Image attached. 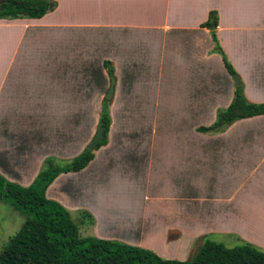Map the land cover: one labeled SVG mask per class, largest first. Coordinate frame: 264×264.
<instances>
[{
    "label": "crops",
    "instance_id": "0c3cea01",
    "mask_svg": "<svg viewBox=\"0 0 264 264\" xmlns=\"http://www.w3.org/2000/svg\"><path fill=\"white\" fill-rule=\"evenodd\" d=\"M46 1L40 19H0V175L26 187L46 158L77 156L111 68L107 143L45 197L88 214L95 238L151 252L215 231L264 247L238 225L253 212L264 221V115L197 131L235 88L211 31L245 101L264 103V0ZM112 216L132 235L105 229Z\"/></svg>",
    "mask_w": 264,
    "mask_h": 264
},
{
    "label": "trees",
    "instance_id": "16d2710c",
    "mask_svg": "<svg viewBox=\"0 0 264 264\" xmlns=\"http://www.w3.org/2000/svg\"><path fill=\"white\" fill-rule=\"evenodd\" d=\"M49 6L46 0H3L0 19H40L48 12ZM209 18L204 26L215 28V15L210 13ZM210 37L214 52L220 55L225 71L232 77L235 72L220 51L213 31ZM106 73L110 82L114 78L111 68ZM108 102L105 97L101 101L96 129L98 126L102 128V138L92 151L86 146L63 164L46 158L41 170L26 187L9 182L0 175V202L24 217L18 230L1 249L0 264H264V253L249 243L225 248L221 243L204 240L191 260L180 262L162 259L149 250L121 242L78 235L69 212L57 202L47 199L44 193L57 176L82 171L93 159V152L107 143L110 125ZM259 115H264V103H247L240 85L234 88L229 105L216 112L214 122L208 127L197 128V131L221 132L238 120ZM79 214L84 219H81L82 224L85 221L88 225L92 224L88 214Z\"/></svg>",
    "mask_w": 264,
    "mask_h": 264
},
{
    "label": "rangeland",
    "instance_id": "374dc122",
    "mask_svg": "<svg viewBox=\"0 0 264 264\" xmlns=\"http://www.w3.org/2000/svg\"><path fill=\"white\" fill-rule=\"evenodd\" d=\"M85 52L89 56H91L92 58L94 57L92 51H85ZM93 65L95 66V62H93ZM92 78H93V80H96L98 77L94 73L92 75ZM232 82H233V79H232ZM54 161L56 164L65 163V161H58V160H54ZM41 168H42V166H41ZM41 168H40V170H41ZM82 181H83V178L80 179V181L78 180L79 185H81V186H78V188L76 189V195L73 198L74 201H77V199L78 200L81 199L80 197L83 196L81 194H78L79 191L84 190V188L82 187L84 185V183L80 184ZM81 201H82V199L78 202H81ZM66 207H68V209L66 208L67 211L68 210L70 211V207L69 206H66ZM79 213H77V212L76 213H73V212L70 213L69 212V215H70L72 221L74 222V224L77 227L78 235L80 237H87V236L95 237V236H93V233H91L92 232L90 230L91 228H89V226L86 224V221L84 222V224L81 223L82 218L80 217ZM108 215H110V214H108ZM262 218H260L257 214L254 215V212H253L252 217L250 219H248L247 221H244V220L238 221V225H240L239 223L243 222L244 225L248 229L245 227V228H242L241 230L245 229L246 231H248L249 236H251V234L254 236V238L249 237L250 239L264 243V232H263L264 221H262L263 220ZM23 220H24V217L20 213L14 211L9 205L0 202V251L4 247V245L6 244L9 237L11 235H13L18 230V228L22 224ZM82 220L84 221V219H82ZM107 224L109 227H107V226L105 227V225H104V228L105 229L110 228L112 230V232L125 233L127 231L128 234H130V235H132V233H133L132 227L126 229V228H123L121 226H118V225H122V221L121 220L116 221L113 216H112V219L110 221H107ZM114 224H117V225H114ZM260 231H262V232H260ZM134 233L135 234L137 233L136 229L134 230ZM145 234L150 235V233H145ZM204 240H209V241L221 243L225 248H232L234 246L245 243V242L241 241L239 239V237H237V236L236 237L234 235L230 236V235H226L225 233H223L221 231H215L213 233H210L206 236L201 237L198 240L195 239L194 240L195 245H191L192 242L190 244H188L187 242L186 243L183 242V245L181 244V246L176 247L178 249H174L175 246H171L168 249L166 247L161 248V249H160V247H158L157 251H152V252L155 253L160 258L166 259V260H176V261H180V262L189 261L192 259V257L194 256V254L196 253L199 246L201 245V243ZM254 247L256 249H258L259 251L264 253V247H258V246H254ZM179 248H182V250Z\"/></svg>",
    "mask_w": 264,
    "mask_h": 264
},
{
    "label": "water",
    "instance_id": "95a60500",
    "mask_svg": "<svg viewBox=\"0 0 264 264\" xmlns=\"http://www.w3.org/2000/svg\"><path fill=\"white\" fill-rule=\"evenodd\" d=\"M2 2H3V0H0V4ZM50 6H49V8H51ZM211 29H213V27H211ZM232 79H233V83H234L235 87L240 86V82H239V80H238L236 75H233ZM113 83H114V80L110 79V84H109V88L107 90V93L105 95V99H109L110 98L111 93H112ZM101 138H102V128L100 126H98L97 129H96V132H95V134H94V136L92 138V140L90 141V143L86 147L87 150L92 151L94 149L95 145L101 140Z\"/></svg>",
    "mask_w": 264,
    "mask_h": 264
}]
</instances>
